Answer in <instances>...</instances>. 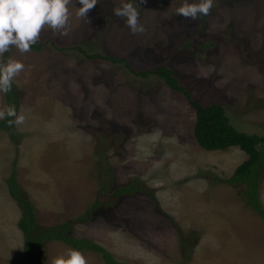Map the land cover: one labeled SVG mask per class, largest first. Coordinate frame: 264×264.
Returning a JSON list of instances; mask_svg holds the SVG:
<instances>
[{"label": "rangeland", "instance_id": "1", "mask_svg": "<svg viewBox=\"0 0 264 264\" xmlns=\"http://www.w3.org/2000/svg\"><path fill=\"white\" fill-rule=\"evenodd\" d=\"M181 2L145 0L138 8L145 30L133 35L113 15L121 0H99L90 24L75 17L73 0L68 36L45 27L40 50L4 53L25 65L13 85L26 119L14 123L17 143L0 129V264L23 254L20 209L6 182L12 169L44 225L75 220L99 200L71 232L119 261L264 264V222L245 203L243 184L224 181L247 154L200 147L184 95L138 73L170 69L194 99L220 103L236 130L264 135V0H213L210 14L196 20L176 14ZM76 45L121 61L87 58ZM259 180L264 209V153ZM129 182L137 188L115 195ZM68 248L45 241L38 264ZM80 252L88 264H104L97 252Z\"/></svg>", "mask_w": 264, "mask_h": 264}, {"label": "trees", "instance_id": "2", "mask_svg": "<svg viewBox=\"0 0 264 264\" xmlns=\"http://www.w3.org/2000/svg\"><path fill=\"white\" fill-rule=\"evenodd\" d=\"M200 15L199 18H203ZM213 44L212 40L209 41ZM44 42L37 41L31 46V49L40 50ZM54 44H51L53 46ZM208 45V44H207ZM204 47L205 45L202 44ZM76 49L83 51L87 58H103L113 63H120V59L115 55L89 54L79 45ZM61 49H66L62 46ZM7 54H4V58ZM142 74H155L163 78L166 85L172 90L181 92L187 99L189 105L195 111V123L193 125V136L197 144L205 150H225L231 146H238L247 154V159L240 163L232 173V175L224 181L232 184H243L241 194L244 197L245 203L250 206L264 222V209L258 200V187L260 179V171L263 162V150L261 144L264 143V135L249 134L236 130L228 121L225 110L220 103L203 104L201 101L194 99L192 92L185 86L181 85L173 71L165 67L157 68L152 71L138 72ZM5 94V93H4ZM7 106L14 105L18 110L19 93L16 91L12 83V89L5 94ZM12 117H5L0 120V129L8 132L10 139L17 143V131L15 125L9 124ZM8 193L15 200L19 209L20 217L18 227L23 236V254L14 260L11 264H38L41 254L40 249L45 241H60L69 247L82 251L84 249L97 252L104 261V264H134L115 259L111 253L103 246L95 241L84 237H76L72 234L74 221H86L92 218L93 212L98 205L99 200L91 204L83 216L77 217L75 220H66L53 225H44L36 217L35 207L32 200L26 195L25 190L21 187L16 178V171L12 169L9 177L6 178ZM137 186L132 183L119 185L114 191L115 195L132 192ZM138 190H141L139 188Z\"/></svg>", "mask_w": 264, "mask_h": 264}, {"label": "clouds", "instance_id": "3", "mask_svg": "<svg viewBox=\"0 0 264 264\" xmlns=\"http://www.w3.org/2000/svg\"><path fill=\"white\" fill-rule=\"evenodd\" d=\"M99 0H79V7L73 6V0H0V93L7 94L12 89L14 79L24 71L25 65L14 58L3 59L4 53L15 47L21 54L31 50L41 32L47 27L53 35L68 36L71 13L69 5L75 8V17L90 24L88 13ZM139 3L124 2L113 8V15L126 23L133 35L144 32L139 23ZM213 7V0H182L176 8V14L185 19L196 20L200 15L207 16ZM175 91V90H174ZM178 92V91H177ZM12 117L9 124H23L25 115L18 114L14 105L0 109V119ZM103 260V259H102ZM51 264H88L85 256L76 249L68 248L64 254L52 259Z\"/></svg>", "mask_w": 264, "mask_h": 264}]
</instances>
